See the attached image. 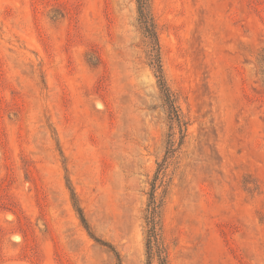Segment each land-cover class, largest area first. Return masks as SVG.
<instances>
[{"label": "rangeland", "instance_id": "374dc122", "mask_svg": "<svg viewBox=\"0 0 264 264\" xmlns=\"http://www.w3.org/2000/svg\"><path fill=\"white\" fill-rule=\"evenodd\" d=\"M150 9L168 157L135 0H0V264H159L152 183L164 264H264V0Z\"/></svg>", "mask_w": 264, "mask_h": 264}, {"label": "trees", "instance_id": "16d2710c", "mask_svg": "<svg viewBox=\"0 0 264 264\" xmlns=\"http://www.w3.org/2000/svg\"><path fill=\"white\" fill-rule=\"evenodd\" d=\"M136 12H137V22L139 30L144 38L145 52L148 60V66L152 69L154 77L156 78V83L161 94V98L167 113V119L169 122V134L167 140L166 154L168 157L174 151L175 144V134L176 130L179 134V143L182 139V127L184 122L180 119L177 107L174 102L173 95L167 86L166 80L164 78L161 60H160V48L158 43V37L155 27V22L150 9V0H135ZM164 157V158H165ZM161 165H159L160 167ZM158 167V168H159ZM73 206L78 214L80 222L88 232V234L100 245L108 248L117 261H120V255L115 249V247L101 239L96 238L89 231L86 218L82 212V209L73 202ZM158 206L155 203L153 195V183L151 184V190L148 195L147 213H146V223L147 229V239L146 248L148 258L151 259L155 256L159 264H164L163 248L161 247L158 234L156 232V217H157Z\"/></svg>", "mask_w": 264, "mask_h": 264}]
</instances>
